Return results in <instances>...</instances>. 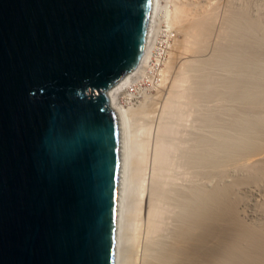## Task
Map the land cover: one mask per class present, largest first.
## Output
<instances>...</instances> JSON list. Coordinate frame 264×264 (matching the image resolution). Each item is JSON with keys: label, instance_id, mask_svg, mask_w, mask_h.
<instances>
[{"label": "water", "instance_id": "obj_1", "mask_svg": "<svg viewBox=\"0 0 264 264\" xmlns=\"http://www.w3.org/2000/svg\"><path fill=\"white\" fill-rule=\"evenodd\" d=\"M152 0H0V264H113L121 182L109 90Z\"/></svg>", "mask_w": 264, "mask_h": 264}, {"label": "bare ground", "instance_id": "obj_2", "mask_svg": "<svg viewBox=\"0 0 264 264\" xmlns=\"http://www.w3.org/2000/svg\"><path fill=\"white\" fill-rule=\"evenodd\" d=\"M178 1L179 0H175L163 6L160 4V0H152L148 31L142 53L138 60L139 63L145 57L144 53L146 46L150 40L156 22L158 23L156 20V18H159L158 15H160L162 20L160 22L165 23V27H170V29L171 26L175 27L177 33L182 37V41H177L179 43L175 41L176 47L182 51H187V54H189V52L199 54L204 52L213 25H215L214 11L206 9L208 12L206 10V12H197L196 10L199 9L197 4L199 3L196 4L194 0H192L193 3L192 1ZM234 11H229L228 13L230 14H227L228 17L224 18L226 22H228L226 23L227 27L225 26L227 30L224 28L225 38L219 36L223 38L222 40L225 39L227 42L224 40L222 42H225V44H221V41L219 44L217 43V49H214V51L216 50L214 52L215 54L213 53L212 56H209L210 58L207 57V59L202 62L204 63L203 65L209 67L223 65L230 69L238 70V78L232 79L227 84L230 99L241 102L243 106L242 110L244 115L238 116L236 120L234 119V122H228V125L237 128L238 135H220L221 139H217L218 142L214 146H212L213 144L210 146L211 142L208 144L206 140L207 143L202 142L203 145L200 144L201 146H198V149L192 151V153L187 156L186 161L198 168L199 166H204L206 169L212 168L214 170H211V173L215 174L214 171L216 169L219 170L220 168H224L227 163L231 164V159L236 161V165L242 166V162L246 163L244 159L250 157L254 162L253 164H257V167L259 166L261 168L260 171H262L261 173H263L264 121L260 115V108L264 99V32L258 34L259 31H261L260 24L257 20L250 17L247 10L242 9L237 12ZM184 54L185 52L183 55ZM174 59L171 54L170 58L165 62L164 76H168L167 74L172 68V60ZM183 63L185 65V62ZM183 66L181 68H183ZM181 68L178 70L180 74L175 76L176 78L179 76L178 79L174 77L175 80L173 79L171 82L172 86L170 85L171 88H169L170 90L168 89V97L163 103V112L166 109H170L174 104H178L177 102L180 99L184 100L190 97V94L187 92L181 93L178 92L179 90L177 89L179 84L181 85L188 80V76L183 71L180 72V70H182ZM257 72H260V75L255 74ZM129 74L130 72L108 92L110 104L119 114L122 170L116 216L113 264H125L128 259L127 258L125 261L123 260L125 256L123 257L122 252L125 251H123L121 243L124 235L122 226L124 224L125 211L128 210L125 209V206L131 194L130 192H132L130 189L131 176L134 175L132 174V169L133 172L136 170L135 172L140 171L142 173L143 170L147 168L146 161L148 155L145 154V149L142 150L143 152L140 157L141 165L140 163L139 165L136 163L137 166H135L136 164L132 161L133 147H135L134 144L137 143H134V140L136 136H138V140L139 137H141L142 141L140 142H142L143 146L146 144L149 146L151 141L149 138L147 141L149 143H147L146 139L143 137V135H146L147 130L142 124L138 130V135H134L132 123L134 124L133 120L135 116L144 113L146 108L148 109L151 100L155 97L153 94L145 95L139 103L132 106L130 109L125 110L119 108L115 104L114 91L117 86L126 81ZM160 90L158 92H160ZM213 94L215 96H220L219 92H214ZM206 95L208 94L204 96ZM164 128H160L161 130H159L165 133L166 129ZM161 144H163L162 141L157 140L156 147L153 151L150 167L151 176L153 178L150 182V188H148L149 191L147 190L148 194L147 197L145 196L146 199H143L144 196H142L144 192H146V190L144 191V178L139 175L141 198L138 202L137 214L140 215L141 210H145L148 224V229L146 230L149 232L154 229V223H156L154 218L156 214H158L157 209H159L158 203L160 202L161 196L164 199L166 197V192L159 188V182L157 183L156 180L162 169L163 160L167 158H163ZM232 163L235 162L232 161ZM134 167L137 168L135 169ZM224 170L225 168L223 170L220 169L221 174ZM187 189L181 192L179 190L177 194L178 199L176 205L180 209V213H178L179 215L176 220L177 224L171 232V240L167 239L170 240L169 242L167 240H160L161 242H159L158 240L151 239L147 245V251L145 249L146 254L144 256L146 257L143 256V258L146 259L144 261L142 260L143 264H264V219L252 223H247V221L242 220L244 218L240 216L241 213L238 206L239 200L234 192V184L220 183L212 187V189L194 184L189 190ZM145 200L146 206L143 204ZM157 218L159 217L157 216ZM132 237V239H135V234L132 235Z\"/></svg>", "mask_w": 264, "mask_h": 264}, {"label": "rangeland", "instance_id": "obj_3", "mask_svg": "<svg viewBox=\"0 0 264 264\" xmlns=\"http://www.w3.org/2000/svg\"><path fill=\"white\" fill-rule=\"evenodd\" d=\"M172 1L174 2L175 0H160V4L164 6L166 3L169 4ZM188 1L191 2L192 0H184L182 2ZM194 2L196 4L199 3L197 4L199 7V9L196 10L197 12H203L206 9H211L215 13V25H213V28L215 29L212 28L213 33L211 32L207 41L209 45L206 44L204 52H201L200 54L190 52L187 54V51H182L176 47L175 41H182V37L179 35V33H177L176 28L171 26L174 37L171 44L172 50L170 49L169 52V58L171 54L173 59L175 58L172 60L173 64L171 67L173 69H170L167 74L168 76H164V82H162L160 85L161 88L150 93L155 97L151 100V104L149 103L150 105L148 109L146 108L147 111L145 110L144 113L135 116L133 120L134 124L132 123L134 135L138 133L140 126L144 125L146 127L147 133L146 135H143V137L146 139V142L149 138L151 141L150 143L147 142L149 143V146H147L146 143H144L146 145L143 146L142 142H140L142 141L141 137H139L138 140V136H136V139L134 140V143H137H135V147H133V152H135H132V161L135 164L137 163L139 165L140 163L141 165L140 157L143 152L142 150L144 149L145 154L148 156L146 161L147 168H145L142 173L140 171L135 172L136 170L133 172L132 169V174H134L131 176L132 179L130 181V189L132 192H130L131 194L127 199L128 202H126L125 209L128 210L125 211V219L122 226L124 235L121 245L123 251H125L122 252L123 257L125 256V259L123 258V260L125 261L128 258L125 264H143L142 260L144 261L146 259H144L143 256L146 254V248L151 239L158 240L159 242L170 239L171 232L177 224L176 220L179 215L178 213H180V209L176 205V201L178 199L177 194L179 190L180 192L186 191L187 188V190H189L194 184L205 186L206 188L208 187L211 189L220 183H227L231 185L234 184V192L239 200L238 206L241 213L239 214L242 216L241 218H244L242 220L247 221V223H252L259 222L260 220L264 219V172L261 173V168L259 166L257 167V164H253L254 162L250 157L244 159L246 160L245 162L247 164L242 162V166L236 165V161L234 159L231 160L235 163H232V161L229 160L231 161V164L227 163L228 166H225L224 164L225 167H223L225 170L222 172V174L220 169L223 170L224 168H220L219 170L216 169V172L214 171L215 174H213L211 173V170H214L212 168L206 169L204 166H199L198 168L197 166H193L186 161L187 156H189L192 151H195V149H198V146L200 147L202 142H206L207 140L208 144L211 142L210 146L212 144V146H214L218 140L221 139L223 134H228L231 136L238 135L237 128L235 126L233 127L228 125V122H234V119L236 120L238 116L244 115L242 110L243 106L241 105V102H236L230 99V96L228 95L229 88L227 86L229 81L238 78V70H233L223 65L209 67L207 65H203V62L207 59V57L212 56V54L216 51H214V49H217L216 45H218L220 41L222 42L225 40H222L223 38H220L219 36L225 38V29L227 30L225 26L227 27L226 23L228 22H226L224 18L228 17L227 14L229 15L230 13L228 12H231V10H235L236 12L242 9L247 10L250 17H252L254 20H257L260 24L261 31H259L258 34L264 32V0H194ZM158 17L159 18H156L158 23H156L160 26L165 25L164 22H160L162 21L160 15H158ZM225 42L227 41L225 40ZM225 42H222L221 44H225ZM184 52L185 54L183 55ZM183 62H185V65ZM182 66L183 68H181ZM180 68L182 69L180 72L183 71L188 76V80L181 85L179 84L177 86L179 91L177 89L176 90L181 93L187 92L190 94V97L184 100L180 99L177 102L178 104H174L172 106L173 108L171 107L170 109L164 110V113L162 110L164 105L163 103L168 97L167 92L172 86L171 82L177 74H180L178 73ZM259 73L260 72H257L255 74L260 75ZM169 76L172 77L170 78ZM178 77L179 76L175 78L178 79ZM159 90L160 92H158ZM214 92H219L220 96H215L213 94ZM205 94L208 95L204 96ZM260 115L264 121V99L263 103L261 104ZM160 128L166 129V132H161ZM157 140H160L163 143L161 144L163 158L167 157L165 160H163L162 169L160 170L158 174L159 176H157L156 179L157 183L159 182V188L166 192V197L164 199L161 196L160 202L158 203V214H156V217L154 218L156 223H154V229L149 232L146 230L148 229V224L145 210L142 209L140 215L137 214V208L139 206L138 202L141 198L139 175L143 176L144 178L143 184L144 191L146 190V192H144L142 196H144L143 199H146L145 196L147 197L149 191L148 188H150V182L153 178L151 176L152 173L150 167ZM137 164L135 166H137ZM134 168L136 169L137 167ZM217 171L220 173L218 174ZM143 204L146 206V200L143 202ZM157 216L159 218H157ZM134 234L136 237L135 239H132V235ZM170 240L167 241L169 242Z\"/></svg>", "mask_w": 264, "mask_h": 264}, {"label": "built area", "instance_id": "obj_4", "mask_svg": "<svg viewBox=\"0 0 264 264\" xmlns=\"http://www.w3.org/2000/svg\"><path fill=\"white\" fill-rule=\"evenodd\" d=\"M173 31L156 23L146 46L144 59L130 72L126 81L114 91L115 104L128 110L145 96L161 88L165 62L173 41Z\"/></svg>", "mask_w": 264, "mask_h": 264}]
</instances>
